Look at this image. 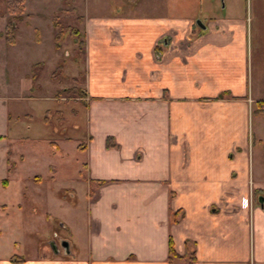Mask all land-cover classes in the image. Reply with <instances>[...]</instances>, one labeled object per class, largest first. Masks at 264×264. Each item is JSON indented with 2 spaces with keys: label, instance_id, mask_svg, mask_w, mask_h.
Listing matches in <instances>:
<instances>
[{
  "label": "crops",
  "instance_id": "1",
  "mask_svg": "<svg viewBox=\"0 0 264 264\" xmlns=\"http://www.w3.org/2000/svg\"><path fill=\"white\" fill-rule=\"evenodd\" d=\"M229 4L105 0L83 14L85 221L63 226L71 258L12 249L0 264H264V0Z\"/></svg>",
  "mask_w": 264,
  "mask_h": 264
},
{
  "label": "rangeland",
  "instance_id": "2",
  "mask_svg": "<svg viewBox=\"0 0 264 264\" xmlns=\"http://www.w3.org/2000/svg\"><path fill=\"white\" fill-rule=\"evenodd\" d=\"M104 1L26 0V11L33 16L30 19L25 12L21 21L8 12L6 0H0V135L5 134L0 137V204L7 205L0 211V228L4 229L0 254L12 249L25 258H31L37 250L53 254L51 242H58L62 236L70 237L75 246V239L63 226L71 222L74 213L82 223L86 217V199L82 196L85 184L77 178L73 164L77 156L75 145L85 139L86 109L83 102L76 101L85 86V48L79 45L82 36L76 37L66 30L62 47L56 49L54 36L63 27L78 28L83 34V16L101 10ZM218 1L223 8L230 0ZM245 3L249 13L251 0ZM10 19L18 26L15 45L5 40ZM197 20L206 23L209 19L201 12ZM55 21L60 28H53ZM39 62L44 64L36 68L38 79L32 84V68ZM58 66L60 72L53 77ZM66 136L71 137L68 143H64ZM50 141L56 144L51 145ZM9 149L15 167L12 172L8 171ZM24 152L25 160L20 157ZM50 164L57 166L54 181L49 176ZM35 173L47 178L43 185L27 179ZM5 178L9 179L8 186L4 184ZM36 187L39 189L35 194L43 201L33 197ZM47 213L52 220H47ZM79 245L78 258L86 254L84 242ZM72 251L74 254L75 249ZM68 257L59 255L58 259Z\"/></svg>",
  "mask_w": 264,
  "mask_h": 264
},
{
  "label": "trees",
  "instance_id": "3",
  "mask_svg": "<svg viewBox=\"0 0 264 264\" xmlns=\"http://www.w3.org/2000/svg\"><path fill=\"white\" fill-rule=\"evenodd\" d=\"M25 2L26 0H6V6L8 9V12L14 16H17L19 20L22 21L23 19V14L25 13ZM54 26L58 29L61 27V25L58 23V21L54 22ZM6 31H5V40L8 44L11 45H15L16 44V32L18 30V26L14 23L13 20H8L7 25L5 27ZM66 30H70L76 37H80L82 36V40L80 41L79 45L81 48H85V35L81 33V31L78 28H74V27H67V28H62L60 31H58L55 34L54 37V41H55V48L56 49H60L62 47V41L64 39L65 36V32ZM44 63L43 62H39L37 64H35L32 68V79L33 81H37L38 79V72L36 71V68L39 66H42ZM61 66H58L56 68V70L54 71L53 77H55V73L60 72ZM73 90L76 89V87L72 88ZM59 96H61V93H59ZM11 150H8V164L11 165L8 168V171L10 172L12 169V161L10 160V156H11ZM8 179H5V183L7 182ZM182 256L178 255L176 250H175V244L173 242V239L170 238L169 241V261L170 263L173 262L174 259L176 258H181Z\"/></svg>",
  "mask_w": 264,
  "mask_h": 264
},
{
  "label": "flooded vegetation",
  "instance_id": "4",
  "mask_svg": "<svg viewBox=\"0 0 264 264\" xmlns=\"http://www.w3.org/2000/svg\"><path fill=\"white\" fill-rule=\"evenodd\" d=\"M58 242H57V239H54L53 241H52V251L54 252V251H56V252H60V254H62V255H67V256H69V254H68V252H69V248H70V246L68 247V248H65L64 246H63V242H65L66 241V239H64L63 237L62 238H60V237H58ZM69 245H70V242H69Z\"/></svg>",
  "mask_w": 264,
  "mask_h": 264
},
{
  "label": "water",
  "instance_id": "5",
  "mask_svg": "<svg viewBox=\"0 0 264 264\" xmlns=\"http://www.w3.org/2000/svg\"><path fill=\"white\" fill-rule=\"evenodd\" d=\"M197 23H198L199 25H202V27L205 28V25H203L200 21H198ZM63 246H64L65 248H68V247H69V242H68V241L63 242Z\"/></svg>",
  "mask_w": 264,
  "mask_h": 264
}]
</instances>
